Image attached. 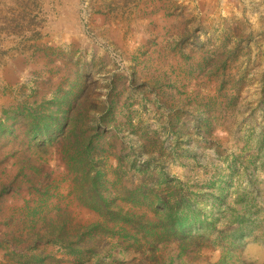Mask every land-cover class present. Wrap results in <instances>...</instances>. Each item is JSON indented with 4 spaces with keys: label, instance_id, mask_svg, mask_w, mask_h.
<instances>
[{
    "label": "rangeland",
    "instance_id": "1",
    "mask_svg": "<svg viewBox=\"0 0 264 264\" xmlns=\"http://www.w3.org/2000/svg\"><path fill=\"white\" fill-rule=\"evenodd\" d=\"M0 264H264V0H0Z\"/></svg>",
    "mask_w": 264,
    "mask_h": 264
}]
</instances>
